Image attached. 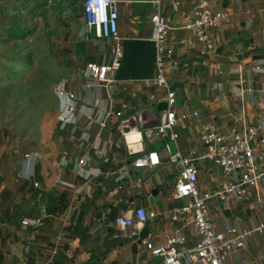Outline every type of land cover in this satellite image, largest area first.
I'll use <instances>...</instances> for the list:
<instances>
[{
	"label": "crops",
	"instance_id": "crops-1",
	"mask_svg": "<svg viewBox=\"0 0 264 264\" xmlns=\"http://www.w3.org/2000/svg\"><path fill=\"white\" fill-rule=\"evenodd\" d=\"M77 1L0 0V32L7 26L2 21L6 15L36 14L41 22H52L57 32L55 50L62 58H54L48 82L38 71L35 102L21 106L22 124L34 128L16 133L12 127L18 121L12 112L0 113V126H4L0 129V264H132L131 246L138 238L116 237L119 229L115 220L122 213L131 215L137 206L157 213L142 227L149 229L146 240L159 244L167 235L183 234L190 246L198 241L191 213L173 219V211L186 203L176 196L178 165L163 160L152 168L133 169L130 178L119 171L132 157L114 132L116 116L109 118L101 141H112L104 144L113 155L107 165L117 172L101 175V161L95 156L81 163L84 149L79 138L88 123L79 116L94 112L96 99L112 107L115 98L127 113L138 112L143 120L151 114L144 80L89 86L88 64L111 63L114 41L94 35L88 38L83 5ZM155 1L120 0L123 38L152 37ZM176 1L180 4L175 0L161 2L163 16L172 27L167 77L177 93L175 110L188 115L179 125L181 135L173 147L196 157L204 151L200 134L206 124L213 123L224 132L233 127L243 131L258 124L264 115V0H210L213 10L229 13L211 29L218 46L217 67L202 54L203 45L197 37L183 27L185 14L198 0ZM46 92L50 96L45 97ZM29 110H36L31 118ZM95 114L100 116L98 111ZM94 139L92 133L90 140ZM159 142L147 137L146 147H158ZM254 145L264 173V128ZM26 153L31 156L26 157ZM198 164L202 191H211L227 179L221 167L207 159ZM138 178L143 182L136 187ZM210 209L218 231L231 226L250 229L264 222V175L243 200L213 199ZM24 218H41L44 223L35 229L25 225ZM107 220L113 234L107 231ZM136 264L163 262L143 241ZM225 264H264V230L256 232L244 248L232 251Z\"/></svg>",
	"mask_w": 264,
	"mask_h": 264
},
{
	"label": "built area",
	"instance_id": "built-area-1",
	"mask_svg": "<svg viewBox=\"0 0 264 264\" xmlns=\"http://www.w3.org/2000/svg\"><path fill=\"white\" fill-rule=\"evenodd\" d=\"M157 9L151 17L153 32L151 39L157 42L156 76L144 80L149 89L148 110L150 116L143 120L139 113H127L126 108L117 99H112V107H107L100 99L92 103L94 112L81 114L79 117L87 122V129L79 138V146L84 149L81 163L89 161L93 156L101 161V175L107 176L116 173L107 164L113 160V155L106 145L102 144L101 136L107 127L109 118L116 116L117 123L114 132L122 138L123 144L132 158L119 169L130 178L133 169L152 168L163 160H169L180 167L176 178V196L186 199V203L173 211V219L191 213L196 225L198 241L190 246L187 236L183 234L167 235L159 244L144 239L152 255L161 259L164 264H225L227 256L234 250L244 248L247 241L259 231L264 230V222L254 228L241 229L231 226L227 231H218L213 223L210 201L243 200L252 188L258 186L264 173L260 171L256 148L254 145L260 129L264 128V115L258 124H252L243 131L233 127L230 131H221L215 124H206L200 134L203 153L193 157L185 154L181 149L174 150L173 144L180 138L179 125L187 118V114H179L175 110L177 93L167 77L166 58L172 54L167 47L172 27L165 20L162 9V0H156ZM180 4V1H176ZM84 18L88 24V38L95 37L114 41L111 63L88 64L92 77L89 86L110 87L116 83L115 75L121 66L124 46L120 32V0H83ZM229 15L226 10H213L210 0H198L192 9L185 14L183 27L202 43L204 56L211 58V64L218 66V46L212 36L211 29ZM60 94L64 91L58 89ZM166 102L167 109L158 111L160 103ZM100 116H96V112ZM158 115V116H157ZM197 116L198 112L195 111ZM158 119V120H157ZM95 125V126H93ZM96 129L93 131V128ZM95 139H91V134ZM161 140L160 148L147 149L146 138ZM121 147V145H118ZM31 153H26V157ZM207 159L212 164L221 167L227 176L218 187L211 191H202L199 186V161ZM143 180L138 178L134 185L139 187ZM39 186V183H35ZM157 215L144 206H137L131 215L120 214L115 224L119 229L116 237L136 240L139 238L142 227L151 218ZM25 225L39 228L43 225L41 218H24Z\"/></svg>",
	"mask_w": 264,
	"mask_h": 264
},
{
	"label": "rangeland",
	"instance_id": "rangeland-1",
	"mask_svg": "<svg viewBox=\"0 0 264 264\" xmlns=\"http://www.w3.org/2000/svg\"><path fill=\"white\" fill-rule=\"evenodd\" d=\"M82 2L78 0L77 4L82 6ZM36 16L23 12L9 14L2 19L7 26L0 32V113L12 112L18 121L12 127L16 133L34 128L22 124L20 117L24 116L21 106L35 102L33 93L37 95L38 71L48 82L54 72V58L62 60L55 50L53 39L57 32L52 22H41V17ZM48 96L46 92L45 97ZM35 114L36 110H29L30 118ZM158 145L160 148L161 142Z\"/></svg>",
	"mask_w": 264,
	"mask_h": 264
},
{
	"label": "water",
	"instance_id": "water-1",
	"mask_svg": "<svg viewBox=\"0 0 264 264\" xmlns=\"http://www.w3.org/2000/svg\"><path fill=\"white\" fill-rule=\"evenodd\" d=\"M124 53L121 66L118 69L115 79L117 81L148 80L156 76L157 61V42L149 39L123 38ZM167 109V103L162 102L157 107L158 111ZM108 233L113 234L114 228L110 227V221H106ZM149 229L144 227L140 232L139 238L135 241L132 248V264L137 263V254L140 244L148 236ZM164 264V263H163Z\"/></svg>",
	"mask_w": 264,
	"mask_h": 264
}]
</instances>
